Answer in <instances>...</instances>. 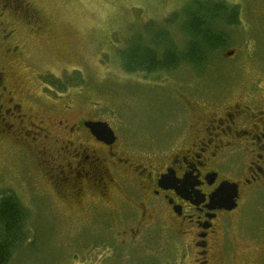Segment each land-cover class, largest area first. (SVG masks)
<instances>
[{
	"label": "flooded vegetation",
	"instance_id": "af4514ba",
	"mask_svg": "<svg viewBox=\"0 0 264 264\" xmlns=\"http://www.w3.org/2000/svg\"><path fill=\"white\" fill-rule=\"evenodd\" d=\"M44 21L31 0H0V141L38 155L44 186L74 202L81 218H103L119 248L130 247L131 237L158 221L189 252H181L174 264H264L262 80L256 77L240 98L217 112L192 105L189 119L173 125L177 133L166 145L159 132L146 144L131 145L108 119L94 115L89 106L97 102H68L62 75L35 69L30 45L44 41L18 34L40 38ZM76 98L82 99V92ZM86 122L106 123L114 140L97 139ZM44 142L55 151L47 152ZM35 145L41 149L33 152ZM225 183L236 189L230 210L211 199ZM251 201L260 219L242 231L245 237H237L234 231L244 227L238 212Z\"/></svg>",
	"mask_w": 264,
	"mask_h": 264
},
{
	"label": "rangeland",
	"instance_id": "374dc122",
	"mask_svg": "<svg viewBox=\"0 0 264 264\" xmlns=\"http://www.w3.org/2000/svg\"><path fill=\"white\" fill-rule=\"evenodd\" d=\"M31 1L45 19L46 33L37 38L20 30L18 35L44 41L30 45L35 69L62 75L68 102H97L94 108L89 106L96 109L94 115L108 119L131 145L146 144L157 132L166 145L177 133L173 125L189 119L188 109L195 103H201L198 110L217 112L240 98L256 77L262 80L260 86L264 83V0H213L236 7L237 23L216 26L226 41L203 64L183 60L169 69L133 72L122 67V52L131 47L144 54L145 46L160 50L161 41H156L162 36L154 37L158 32L163 31L177 51L185 50L189 37L180 27L193 0ZM228 52H233L232 58L226 57ZM80 92L82 99L76 98ZM225 92L228 98L222 100ZM106 108L113 113L108 115ZM42 144L47 152L56 149ZM34 147L33 152L41 149ZM39 161L38 155L0 141V195L13 194L25 211V241L6 264H174L182 260L181 252L189 253L158 221L144 228L141 236L131 237L130 247L119 248L109 223L100 222L103 218H97L100 224L89 216L81 218L74 202L56 197L44 186ZM255 211L260 210L254 201L241 208L238 215L244 227H238L235 236L245 237L242 231L249 230L248 224L259 221ZM113 216L116 223L118 216ZM192 259L188 255L186 261Z\"/></svg>",
	"mask_w": 264,
	"mask_h": 264
},
{
	"label": "trees",
	"instance_id": "16d2710c",
	"mask_svg": "<svg viewBox=\"0 0 264 264\" xmlns=\"http://www.w3.org/2000/svg\"><path fill=\"white\" fill-rule=\"evenodd\" d=\"M185 9V8H184ZM237 8L229 7L223 2L193 0L184 11V22L180 29L188 35V43L183 51L167 43V36L163 31L154 35L162 36L160 50L145 46V55L134 51L133 48L122 52V67L127 72L136 70L169 69L179 61L203 64L209 53L222 47L226 37L216 32V26L236 25ZM166 38V39H165ZM162 39V40H161ZM165 41V42H163ZM167 43V44H166ZM156 50V54L155 51ZM155 55L158 56L156 59ZM156 59V60H155ZM25 211L13 194L0 195V264H6L25 241L22 230V218Z\"/></svg>",
	"mask_w": 264,
	"mask_h": 264
},
{
	"label": "water",
	"instance_id": "95a60500",
	"mask_svg": "<svg viewBox=\"0 0 264 264\" xmlns=\"http://www.w3.org/2000/svg\"><path fill=\"white\" fill-rule=\"evenodd\" d=\"M233 55V52L226 53V57ZM86 127L89 128L91 134L97 139L111 143L114 140L113 132L104 122H86ZM236 197L235 186L225 183L221 184L219 188L211 196V199L221 204V207H224L228 210L234 208Z\"/></svg>",
	"mask_w": 264,
	"mask_h": 264
}]
</instances>
